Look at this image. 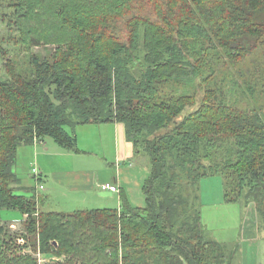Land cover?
<instances>
[{
	"label": "trees",
	"instance_id": "16d2710c",
	"mask_svg": "<svg viewBox=\"0 0 264 264\" xmlns=\"http://www.w3.org/2000/svg\"><path fill=\"white\" fill-rule=\"evenodd\" d=\"M6 1L10 39L30 58L23 65L0 39V211L29 218L15 236L0 216V264H39L29 247L54 264H232L236 250L207 235L201 181L221 176L224 200L254 204L263 227L264 0ZM42 44L54 53L31 51ZM257 51L245 105L240 65ZM106 122L123 123L148 159L145 206L124 197L121 208L43 210L16 193L20 146L50 137L79 151L75 127Z\"/></svg>",
	"mask_w": 264,
	"mask_h": 264
},
{
	"label": "rangeland",
	"instance_id": "374dc122",
	"mask_svg": "<svg viewBox=\"0 0 264 264\" xmlns=\"http://www.w3.org/2000/svg\"><path fill=\"white\" fill-rule=\"evenodd\" d=\"M3 3V6L0 8V39L7 40L5 42V47L9 50V55H11L14 59H18L23 65H26L29 60V52L25 48H19V46L15 45L11 37H17L19 35L17 28H11L8 25V21L11 16L6 17L5 20H2L3 14L6 11V5L8 2L6 0H0ZM7 12V11H6ZM10 39V41H8ZM56 49L55 45L42 44L37 45L31 48V51L41 55L42 57L51 56ZM260 57H262V52H255L253 55L249 57L248 60L244 61L240 67L245 73V78H240V83L244 80L253 81V77L251 74L254 72L253 69H250L253 62L251 63L250 59L254 61H259ZM263 58V57H262ZM5 58L0 55V80H3L7 77L5 70ZM238 66L229 65V68L225 73L220 74L218 77V81L229 73H233L236 71ZM250 69V70H249ZM255 71H259L261 68H254ZM252 77V78H251ZM248 84V83H246ZM245 83H241L242 87L237 89V94H239V103L242 102L245 105L254 104V99L251 95L243 94V89L246 88ZM228 89L230 83L225 81L223 84ZM263 87H260L262 89ZM259 89V90H260ZM258 92L257 97H261ZM203 95V89L198 88L197 99L199 104V100ZM256 98V96H255ZM257 99V98H256ZM103 126L101 124H82L81 126L75 127V133L77 135V147L79 152L73 158L69 159L64 156L54 157V162L58 165H62L64 163H69V166H77L80 168H94L97 173L101 176H107L109 171H114L116 168L113 166L115 163L114 159V146L112 136L109 132H105L103 134ZM53 141L52 143H56L52 138L47 137ZM60 147L59 144L56 143ZM48 159V158H45ZM143 161L148 164V159L146 157H142ZM32 161V160H31ZM31 161H27L23 158L20 159L16 163V171L19 174L18 177L21 179L20 186L23 188L17 187L16 193L24 194V195H35L41 193L44 199L41 201V208L43 210H57V211H65V212H73L77 209H93V208H105L112 207L118 208L116 203H112L110 200L111 196H106L97 200L89 198V196H84L83 190L75 191L63 194L60 190L57 189L53 195L47 191L48 186L54 188V184L49 183L47 175H43L42 182L47 187L46 189L39 188V181L35 179V175L32 172V168L35 166L39 168V163L37 160H34L33 163ZM106 164L110 166L107 168ZM55 185H59L55 181ZM38 185V188H36ZM55 190V188H54ZM99 192V190H98ZM201 192H202V218L204 223L208 227V236L210 238L216 239L220 242L226 243L230 250H236L234 253L233 263L232 264H264V224L263 229L259 227L260 220L257 216V211L255 209V205L251 204L247 208L240 203H228L224 200L223 193V182L221 176H212L205 178L201 181ZM40 196V195H39ZM117 195H113L112 197H116ZM103 201V202H102ZM109 201L110 203H107ZM255 209V210H254ZM7 211L8 217L2 216L5 220H14L12 215V211L16 212L17 215H20L18 211L14 210H2ZM2 215H7L2 214ZM23 219H20V223L16 224L17 227L14 228L11 225H8L10 231L13 235H19L25 231V221L29 218L27 214H22ZM251 227L256 229V234L250 236L247 235L245 227ZM249 227V228H250ZM26 252L37 257L39 259V249L36 251L34 247L27 248ZM41 257L43 258L40 264H54V261L57 260V257L52 254H44L41 253ZM56 259V260H55ZM62 260L66 261V257H63ZM77 264H80L77 263Z\"/></svg>",
	"mask_w": 264,
	"mask_h": 264
},
{
	"label": "crops",
	"instance_id": "0c3cea01",
	"mask_svg": "<svg viewBox=\"0 0 264 264\" xmlns=\"http://www.w3.org/2000/svg\"><path fill=\"white\" fill-rule=\"evenodd\" d=\"M100 124L103 126L102 135L104 136L105 132H109L112 136L114 159L116 160L113 164L116 169L114 171H109L105 177L97 173L92 167L80 168L77 166H69L71 165L69 163H64L62 165L55 163L54 157L64 156L71 159L77 155L79 151H68L61 146L59 147L56 145V143H52L53 141L47 138L36 141L34 144L20 146L17 154V162L23 158L26 160V162L32 160L31 163H33L34 160H37L39 163L38 170L40 172V177L35 176V179L40 182L43 179V175H47L49 183L53 182L52 184H54L55 188L54 190L53 187L48 186L47 191L50 193V195H53L57 189L63 192V194L66 193V191H68V193H73L78 190H83V192H85L84 196H89V198L96 199V201H101V199L98 198L111 196L110 200L113 201L112 203H116L118 208H121L122 199L124 197L133 207L145 206L146 198L143 192V186L150 173L148 164H146L143 159H141V157H135L133 144L127 140L125 126L123 123L106 122ZM106 166L108 168L110 165L106 164ZM55 181L59 185H55ZM106 182H111L117 185L119 191L112 192L110 190H101L100 185ZM40 185L44 186L43 189H46L47 187L42 182L39 183V186ZM17 186L23 188V186H20V184H17ZM36 188H38V185H36ZM39 188L41 189V187ZM113 195L117 196L112 197ZM26 196L33 195L27 194ZM36 197L41 200L44 199L41 193L36 194ZM106 202L110 203L109 201ZM2 210L12 209L5 208ZM2 210L0 211L1 218L2 216L8 217L9 213ZM4 212L7 215H2ZM19 214L20 215H17L16 212L12 211V215L10 217H13L14 220H5L2 218V221L7 225L18 224L20 223V219L25 218L20 212ZM249 227H245V229H247V235L252 236L256 234V229L253 230V228Z\"/></svg>",
	"mask_w": 264,
	"mask_h": 264
},
{
	"label": "built area",
	"instance_id": "2783aa9c",
	"mask_svg": "<svg viewBox=\"0 0 264 264\" xmlns=\"http://www.w3.org/2000/svg\"><path fill=\"white\" fill-rule=\"evenodd\" d=\"M38 141H40V140H38ZM32 172H33V174H34L36 177H40V172H39L38 168L33 167ZM40 187H41V188H44L43 185H40ZM100 188H101V190H103V191H108V190H110V191H112V192L119 191L118 186L115 185V184H113V183H111V182L102 183V184L100 185ZM11 226L14 227V228L17 227L16 224H13V225H11ZM26 242H27V240H26V238H25L24 236H20V237L18 238V243H19V244L24 245ZM26 249H27V248H26ZM26 249H25V250H26ZM42 260H43V258L41 257V252L39 251V259H38L39 264L42 262Z\"/></svg>",
	"mask_w": 264,
	"mask_h": 264
}]
</instances>
